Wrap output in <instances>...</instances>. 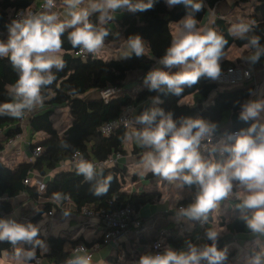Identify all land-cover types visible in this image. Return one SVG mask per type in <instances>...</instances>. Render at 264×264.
Instances as JSON below:
<instances>
[{"label":"trees","instance_id":"obj_1","mask_svg":"<svg viewBox=\"0 0 264 264\" xmlns=\"http://www.w3.org/2000/svg\"><path fill=\"white\" fill-rule=\"evenodd\" d=\"M40 0H0V39H3L7 33L6 25L10 23L9 15L13 12L24 9H35ZM222 0H201L203 9L195 14L198 21L197 27L209 16L210 11L214 10L217 4ZM250 0H236L235 5L247 3ZM146 2V0H145ZM187 9L184 5L167 7L164 0H157L154 8L145 12L123 11L121 19L117 20L115 28L101 22L98 15H93L90 19L98 27H104L110 35L105 41L118 48L126 42L130 35H140L145 40L146 53L137 58L133 55L130 58L106 60L99 58L83 59L74 56L73 52L78 48H73L67 39V31L63 39L62 57L66 62L63 71L53 72L56 80L52 85L42 89V96L46 101L47 107L41 111L36 107L31 111H26L28 116L27 133L32 139L37 133H44L45 140L38 143H31L33 147H43L44 151L35 161H27L8 168L0 161V219L14 211L13 204L9 201L21 193H25L31 201L40 205L39 211L32 217L29 223L35 226L43 214L49 213L55 207L62 209L71 202L74 211L79 213L83 206H89L95 211L112 212L121 207L130 205L135 211L148 204H155L161 199L158 192L128 193L123 188L126 183V167L116 164L107 168L95 169L92 178L85 179L83 174H77V167L71 171H59L54 174L51 180L47 181L44 190H39L35 185L26 184L24 181L31 177L32 173L41 176L49 174L57 169L59 163L70 158L73 153L80 151L86 155L90 161L106 160L109 156L121 153L128 154L125 148L124 139L126 132L131 133L140 130L144 125L140 124L137 118L145 111L154 108H160L165 114L171 113L172 119L177 122L185 118L203 119L211 125H215L213 133L220 135L222 133H232L236 131H247L253 124H257L256 132L260 131L259 126L264 122L255 118L245 121L241 119L240 114L243 111V105L251 102V95L254 88L240 87L231 90L220 89V85L215 80L202 77L200 81L191 88L185 87L181 96L177 97L171 93H159L150 91L148 86L133 98L127 92L121 95L110 97L107 101L99 97H94L93 93H100L109 87L123 88L126 84L130 72H142L144 75L155 68L160 58L164 55L166 49L170 46L172 39L171 23H177L186 15ZM242 24L248 25V31L244 33H234L230 25L223 17H215L209 29L215 30L227 41L223 49V56L219 63L221 74L226 72L235 63L225 58V54L233 45L237 47H247L249 51L248 58L257 51L256 47L250 45L253 37L259 38V48L264 49V0H256V5L252 13L248 14V19L243 20ZM70 31V30H68ZM253 65H264V52L259 59L253 62ZM167 70V69H165ZM174 68L171 71H178ZM18 79L17 72L13 69L7 58H0V103L10 99L9 88ZM159 96L162 103H154L153 97ZM187 96L193 97L192 104H183L181 101ZM43 99V100H44ZM129 105L134 106V119L129 128L118 126L109 135L102 134L100 127L106 123L117 120L123 109ZM67 107L72 122L62 133L54 127L52 115L54 107ZM157 121L160 117L157 116ZM20 119H14L7 115H0V129L4 131L0 138V150L4 149L9 138L22 131L18 127ZM256 133H253L255 135ZM131 141L130 153L134 156H141L149 148L139 147L135 140ZM201 154L206 159L224 160L220 154H209L208 150H202ZM226 153V152H225ZM228 155V153H226ZM111 176L108 182V191L100 196L94 195L96 187ZM149 176H154L152 173ZM182 182V181H181ZM237 183H239L237 181ZM184 189L190 194L178 202V206L189 207L196 200L199 186L196 184L187 185L182 182ZM59 193V201L53 199V194ZM249 212L243 215L220 216L219 225L224 227L229 234H252L248 229L245 216H250ZM214 217L211 211L207 213V218L203 217V226L196 224L193 230L186 234H176L177 228L170 223L168 230L170 235L166 242L175 247L178 252L187 253L190 246L195 247L197 251H202L205 247L211 246L213 241L207 236L208 231L214 230ZM257 234L250 238L256 237ZM152 241L144 237L137 239L136 244L141 248L143 255L154 254L152 250ZM39 239L43 242L44 248L35 246L27 242H19L13 246L7 241H0V259L3 253H8L14 257L16 248L23 251H35V258L30 260L35 263L37 258L46 260L51 264H63L70 257L69 246L79 244L84 241L86 245L91 246L81 236L76 240H69L63 236L44 235L38 231ZM252 255H260V263L264 264V252L256 247ZM140 256V257H141ZM228 260L217 264H227ZM200 264H209L206 259H201Z\"/></svg>","mask_w":264,"mask_h":264},{"label":"clouds","instance_id":"obj_2","mask_svg":"<svg viewBox=\"0 0 264 264\" xmlns=\"http://www.w3.org/2000/svg\"><path fill=\"white\" fill-rule=\"evenodd\" d=\"M63 0L65 15L62 19L55 8V0H45V9L40 14L20 16L7 24V39H0V58H7L18 79L9 88L10 99L0 103V115L14 119L24 117L26 111L36 106H43L42 89L50 86L56 80V72L63 71L66 62L62 56L63 39L67 31V39L73 48H79L84 53L95 54L103 46L110 32L104 27H98L91 21L93 15H98L101 24L113 20L115 14L122 11L132 13L145 12L154 8L157 0ZM167 7L184 5L186 15L177 22L176 30L170 46L160 58L163 67L153 68L144 77V83L150 91L168 92L181 96L185 87L191 88L202 77L215 80L221 73L220 59L227 45L225 38L213 29L198 28L195 17L203 9L201 0H164ZM240 33L248 31V25L236 26ZM70 30V31H68ZM250 45L257 51L250 57L255 62L264 49L259 48V38L253 37ZM146 53L145 40L140 35L127 37L119 58H130L133 55L140 58ZM178 68V71H171ZM167 69V70H165ZM154 103H162L159 96L153 97ZM264 109V101H251L243 105L241 119L247 121L258 116ZM157 116L160 117L157 121ZM144 127L131 133L126 132L124 139L135 140L142 148L151 151L145 153L141 161L143 168L153 175L162 177L169 182L179 179L184 184L199 186V193L194 203L181 214L189 218H207V213L215 209L218 203L226 199L233 189V181H238L244 189L237 193L241 201L238 208L251 210L250 216H245L248 229L253 234L264 235V125L256 132L257 124L253 123L247 131L235 134L234 142L223 144L221 155L228 153L224 160L206 159L200 151L201 141H211L215 125L203 119L185 118L177 122L171 113L165 114L160 108L145 111L137 118ZM253 133H256L253 135ZM232 140L233 137L229 136ZM209 154L215 148L208 150ZM94 165L81 160L77 165V174H83L85 179H91ZM111 176L96 187L94 195L100 196L108 191ZM53 199L59 201V193L53 194ZM67 215V213H65ZM38 228L32 223L22 224L11 219H0V241H7L13 246L19 242H27L44 248L43 242L36 239ZM211 246L197 251L190 246V251L176 252L171 248L163 254H145L138 264H200L206 259L209 264H217L224 258V252L215 246L217 232L207 233ZM83 251V249H81ZM15 259L25 261L35 258V251L15 249ZM67 264H91V257L78 255L67 261ZM252 264H260V255L253 257Z\"/></svg>","mask_w":264,"mask_h":264},{"label":"crops","instance_id":"obj_3","mask_svg":"<svg viewBox=\"0 0 264 264\" xmlns=\"http://www.w3.org/2000/svg\"><path fill=\"white\" fill-rule=\"evenodd\" d=\"M39 2H41V0ZM235 2H236V0H222V1H220L214 9L216 15L220 16V17H222L224 15L225 18H228L230 12L233 11V8H235L237 6V5H235ZM88 3H89V0H85L84 5H82V6L86 7L88 5ZM53 11L57 12L58 15H60V17L62 19L64 18L65 5L63 3V0H60L58 8L56 10H53ZM122 13H123V11L116 13L115 18L113 20L107 21L105 23L108 24L110 27L115 28L116 24H117V20L121 19V17H122ZM209 15H210V13H209ZM213 21H214V19L210 23L209 17L207 16L205 18V20L198 26V28L209 29V26H210V24L213 23ZM204 23H206V24H204ZM228 23L230 25V29L233 28V26L231 25V22L228 21ZM241 24H242V22H241ZM176 27H177V23H171L172 33H174V31L176 30ZM234 33H240V32L238 30V31H235ZM7 36H8V32L5 33L3 39L6 40ZM124 43L125 42H123V44ZM112 46L113 45L111 43L104 41V46L101 49L102 50L104 49L108 53V55H109L108 58L116 59V58H114V54L116 53L115 51L120 49L121 46H119L118 48L114 47L115 49H113V50H112ZM233 46H235V45H233ZM233 46H231L229 48V50L233 49ZM235 47H237V46H235ZM237 48H240V47H237ZM240 49H243V51H248L247 47H242ZM229 50L227 51V53L229 52ZM108 51H111V53L109 54ZM227 53L225 54V58L228 60H231L235 63V61L232 57L227 56ZM62 54H63V51H62ZM62 54H61V56H62ZM244 61H245L244 64L246 63V65H245L246 67H252L253 66L252 67L253 69L264 67V65H253L249 58H248V60H244ZM157 67H163V66L160 65L158 62L155 65V68H157ZM144 77H145V75L142 72H136V71L130 72L128 74L126 84L123 87L124 92H127L130 95H132L133 98H136L137 95L146 86V84L144 83ZM254 84L252 85L253 88L255 86ZM92 95L94 97L96 96V97L101 98L100 93H93ZM263 95L260 94V91H259L258 95L252 94L251 95V101H261L260 99L263 98ZM188 97H191V100L193 103V97L192 96H187L186 98H184L181 101V103L192 104L189 102H185V99H187ZM262 101H263V99H262ZM47 106L48 105H47L46 101H43V106H39V105L36 106V110L41 111V110L45 109ZM62 108L67 109V111H68L67 107H62ZM57 109H58L57 107H54V112ZM134 111H135V108H134ZM68 113H69V111H68ZM255 119L264 122V109L260 110L258 116L255 117ZM53 122H54V120H53ZM71 122H72V119H71ZM71 122H70V124H71ZM70 124L67 127H69ZM54 127L56 129H58L61 133L67 128V127L57 128V126L55 124H54ZM27 128H28V120H27L26 132H25V139L22 141H17L9 149L0 150V161L2 163H4L5 166L9 167L10 169L15 167L16 165L21 164V163H24L27 161H35L37 159V158L33 157V149L35 147L31 148V143H33V141L27 133ZM3 133H4V131H3ZM40 135H42L43 137ZM36 137L38 138V140L40 139V141L36 142V143H38V142H41L42 140H44L46 138V135L44 133L40 132V133L36 134ZM126 142H127V140H126ZM126 142H125V148H126L128 154L123 155V154L119 153V155H118V153H116V154L109 156L108 158L113 156L116 159V164H120L121 166L126 167V170H127V172H126V183H125V186L123 188L126 192L138 193V194L143 193V192H158L161 195V199L157 203L144 205V206L140 207V209L138 211H135L142 218L143 227H144L145 223H147V222L150 223L148 228L145 229V227H144L145 234L143 237L148 241H152L154 239V237L160 233L161 230H158V229L161 226H164V228L166 227L167 230H168V228H170L169 227L170 223H173L172 226H174V225L176 226V220L179 217V215H178V213L175 214V212L172 211L171 203L174 201H172L169 198H167L166 200L164 199L165 196H167V194H168L167 192L170 191V189L167 187L168 184H167L166 180L162 184L161 179L162 180H164V179L162 177H159L156 175L149 176V174H151V172H149V171L146 173L145 176L140 177L137 173L138 168H133V166H132V165H136V163L141 164L142 157L148 151L144 152L141 156L140 155L134 156L130 153L131 141H130V148H127ZM210 156L212 157V155H210ZM227 158H228V155L224 156V159H227ZM69 160H70V158H68L67 160L61 161L59 163L57 169H55L54 171H51L49 174H47L45 176H41L37 173H32L31 177L29 178L30 182L27 184L35 185L38 188L37 182H36L37 178L41 179L43 181V183L46 184L47 181L52 179V177L54 176V174L56 172L73 170L75 168V166H72L70 164ZM95 161H97V160H95ZM95 161H90V162L92 163ZM151 185L154 187H151ZM171 192H173V191H171ZM9 201L13 204L15 209L12 213L5 215L3 217V219L15 220L16 222L22 223V224H28L30 222V220L32 219V217L39 211L40 205H42V204H38V203L35 204L33 201L28 199V197L25 193H21V194H19V196L15 197L13 199H10ZM66 205H67V208H62V209H57L54 207L52 209V211H53L52 215H49V213L43 214L42 218L35 223V226L38 228V231L41 232L42 234L46 235V236L47 235L63 236V237H67L69 240H76L82 236L84 238V240H86L91 246L94 244L100 243L102 240V236H103V229L101 227L99 220H97L96 218H86V217L81 216L78 212H75L74 209L71 208L72 207L71 202H67ZM245 212H249V211H244V212L238 213V214H234V213H230V212H227L224 214L226 216H230L231 214L243 215ZM65 213H67V215H65ZM249 213L251 214V212H249ZM44 216H48V217L52 218V224L50 225L49 223H46L47 227L42 229V227L39 226V223H41L43 221ZM185 220L187 222H189V220L192 222L195 220V218L186 217ZM67 221L68 222L77 221L78 225L80 226L79 228H82V232H78L77 235L74 236L71 233L72 231L69 232V231L63 229L61 226L60 230L58 231L59 232L58 235L53 233L55 228H57L62 222H67ZM159 225H161V226L159 227ZM220 227H222V226H220ZM164 228H162V229H164ZM214 230H215V227H214ZM259 235L260 234H257L256 236H259ZM252 236H254L253 233L252 234L233 235V237L235 239H237V240H239V242H241L240 243L241 245L244 244L246 241H250V239H251L250 237H252ZM252 240H253V238H252ZM136 241L137 240H135L133 238L132 239H129V238L123 239V241L121 242L120 249H114L110 245H103L102 244V245H100V247L98 249L94 250V252L92 254L93 258H94V254L96 252L100 251L103 248H108L109 254L106 257L105 264H109V261H111V258H113L114 255L117 256L121 249H123V248L127 249V247H129L133 243H134V246L135 245L138 246L136 244ZM80 243H85V242L82 241ZM215 245H216V242H215ZM72 247H73V245L69 246L70 256L72 255V250H71ZM141 248L142 247H140V246H138V248H137V252L140 253V255L143 254V252L141 251ZM3 255H4V253H3ZM12 258H14V257H12ZM28 261H30V260H28ZM31 263H33V261H31ZM43 263L44 264H51V263H48L44 259H43ZM91 264H93V259L91 261Z\"/></svg>","mask_w":264,"mask_h":264},{"label":"built area","instance_id":"obj_4","mask_svg":"<svg viewBox=\"0 0 264 264\" xmlns=\"http://www.w3.org/2000/svg\"><path fill=\"white\" fill-rule=\"evenodd\" d=\"M60 0H55V8L51 9L50 11L56 10L59 6ZM45 0H41L38 7L35 9H24L19 10L16 12H13L9 15V21L13 19H19L20 16H27V15H33V14H40L41 12L48 11L44 7ZM214 11V10H212ZM210 11V13L212 12ZM74 56L81 57L83 59L86 58H99V59H108V53L103 49H100L95 54H89L84 53L81 51V49H77L73 52ZM253 81L255 83V73L254 69L252 67H230L226 72L219 75L217 79H215V82L219 85H238L245 82ZM255 85V84H254ZM260 89L258 86H254L253 95H258ZM124 93L123 88H116V87H109L102 92H100V97L104 101H107L110 97L121 95ZM134 106L129 105L125 107L119 116L117 120L111 121L109 123L104 124L100 127V132L105 135H109L112 133L118 126H123L125 128H129L132 124V121L134 119ZM27 120L28 116L27 114L24 115L23 118H21L18 122V127L22 129L19 133H17L15 136L8 139V141L5 144L4 149H9L11 146H13L17 141H22L25 139V132L27 127ZM241 131H236L232 133H222L220 135H215L212 132L211 141L208 140H202L201 141V149L202 150H209L211 148H215V152L211 154H220L221 155V147L223 144H231L234 142V136L235 134H239ZM229 136H232L233 139H228ZM3 137V130L0 129V138ZM43 152V148L40 146H37L33 149V157L37 158L39 157ZM119 155V153H118ZM224 155V154H223ZM81 160L90 162L89 158L84 155L82 152L77 151L73 153V155L70 157V164L72 166L77 167V165L81 162ZM94 165V169L99 168H107L111 167L116 164V159L112 156L106 160H97L95 162H92ZM26 184L30 182V179H26L24 181ZM37 186L39 190H44L45 184L41 179H36ZM64 208H67V205L64 206ZM72 209H74V206L72 204ZM186 209L184 206H178L177 211L179 217L177 218V222L179 225L183 228V230L186 233H189L193 230L194 226L196 224H199L203 226L204 222L203 220H195L187 222L185 220V216L181 214V210ZM53 211L49 212V215H52ZM79 214L86 218H96L99 220L101 227L103 229V236L100 243L94 244L92 246H88L85 243H79L71 248L72 255L67 259L70 260L78 255H88L91 257V261L93 259V252L94 250L98 249L100 245H110L114 249H120L121 242L123 239H139L140 237H143L145 234L142 218L135 212V210L130 206H124L119 209H116L112 212H105L103 210L101 211H95L89 206H83L79 210ZM170 235L169 231L167 229L161 230L160 233L157 235V238L152 243V250L153 255L155 254H163L166 249L171 248L172 250L178 252V250L175 247H172L169 245L166 240L167 237ZM83 249V251H81ZM67 261L63 264H67ZM35 264H44L43 260L41 258H37L35 260Z\"/></svg>","mask_w":264,"mask_h":264},{"label":"rangeland","instance_id":"obj_5","mask_svg":"<svg viewBox=\"0 0 264 264\" xmlns=\"http://www.w3.org/2000/svg\"><path fill=\"white\" fill-rule=\"evenodd\" d=\"M256 5V0H250L247 3H241L237 5L235 8H233V11L230 12L228 18H225L223 15L222 17L231 22V25L233 28H231V31L235 32L238 31L237 25H240L243 20L248 19V14L252 13L254 10V7ZM234 16V17H233ZM210 23L215 17H217L215 11H212L210 15L208 16ZM207 23V22H206ZM204 23V24H206ZM237 29V30H236ZM125 44V43H124ZM123 44V45H124ZM123 45L120 47V49L116 50L114 54V58L116 59H121L119 58V54L121 50L123 49ZM115 49L114 46H112V50ZM109 54L111 51H108ZM62 51L58 53L57 55L61 56ZM248 51H243V49L237 48L233 46V49H230L229 52L227 53V56H230L234 59L235 61V66L236 67H241L245 68L246 63L244 64V60H248ZM109 56V55H108ZM248 64V63H247ZM249 65V64H248ZM253 67V66H252ZM254 73H255V85L259 87L260 89V94H264V67L263 68H254ZM254 83L253 81L250 82H245L242 84L238 85H220L221 89H234V88H239V87H249L252 86ZM264 101V95L263 98L260 100ZM50 100V97L48 99H44L43 101H48ZM185 102L192 103L191 97H188L185 99ZM63 106L57 107L58 109L55 110L52 118L54 120V124L57 126V128H63L67 127L70 122V116L67 111V109L62 108ZM42 136V135H40ZM43 137V136H42ZM45 140V139H44ZM33 143L40 141L36 137V134L32 138ZM127 148H130V140H127L126 142ZM43 148V147H42ZM44 150V149H43ZM223 156V155H222ZM224 156H227L226 153H224ZM144 156L142 157L141 161L143 160ZM133 168H138L137 173L138 175L145 176L146 173L148 172L146 169L143 168L142 163H136V165H132ZM9 168V167H8ZM161 183L165 182V179H161ZM167 182V187L170 189L169 192H167V196H165V200L167 198L171 199L172 202V211L178 213L177 208H178V202L183 199L184 197H187L190 193L184 189V186L182 182L177 179L176 181ZM151 187H154L151 185ZM173 191V192H171ZM244 189L239 186V183L237 181H233V189L232 193L226 198L223 199L218 203V206L215 209L210 210L212 213V216L214 217L215 221V230L217 232V237H216V247L219 251L224 252V258L221 261H218L217 263L224 262L225 260L227 261V264H252L253 261V255L252 252L256 247H259L263 252H264V235L260 234L259 236H256L250 239V241H246L244 244H240L239 240L235 239L233 235L229 234L225 228L220 227L217 223L219 222V216L225 215L224 213L230 212L234 214L242 213L244 211H249L251 210L248 209H241L238 208L236 205H238L241 201L237 198V193L243 192ZM199 191L197 192L198 195ZM171 194V195H170ZM196 195V197H197ZM170 196V197H169ZM204 216H201L197 220H203ZM196 220V218H195ZM194 220V222H195ZM177 222V221H176ZM46 223H49L50 225L52 224V218L48 216H44L43 221L39 223V226L43 228H46ZM149 222L144 224L145 229L148 228ZM175 224V223H174ZM62 226L63 229L67 231H72L71 233L75 236L77 235L78 232H82V228H79L80 226L78 225L77 221H72V222H62L57 228H55L54 232L56 235L59 234L60 227ZM161 225H159L160 227ZM176 230V234L179 235H184L185 231L183 228L179 225V223H176V226L174 225ZM164 226H161L158 230H164ZM252 240V241H251ZM138 246H134V243L127 247V249L123 248L119 251V254L116 256L114 255L113 258H111V261H109V264H138V261L140 259V253L137 252ZM109 254L108 248H103L100 251L96 252L94 254L93 258V264H105L106 262V257ZM0 264H35L34 262L31 263V261H25L23 259H15L9 256L8 253H4L2 259H0ZM261 264V263H260Z\"/></svg>","mask_w":264,"mask_h":264}]
</instances>
